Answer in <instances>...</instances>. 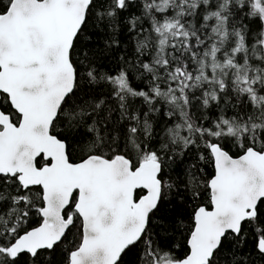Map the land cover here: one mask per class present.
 <instances>
[{"label": "snow or ice", "instance_id": "snow-or-ice-1", "mask_svg": "<svg viewBox=\"0 0 264 264\" xmlns=\"http://www.w3.org/2000/svg\"><path fill=\"white\" fill-rule=\"evenodd\" d=\"M0 264H264V0H0Z\"/></svg>", "mask_w": 264, "mask_h": 264}]
</instances>
